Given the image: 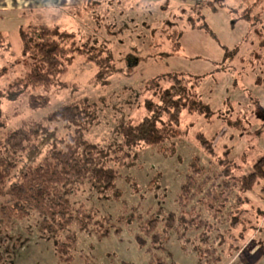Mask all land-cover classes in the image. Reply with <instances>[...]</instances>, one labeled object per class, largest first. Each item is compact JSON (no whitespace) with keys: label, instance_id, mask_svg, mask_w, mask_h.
<instances>
[{"label":"rangeland","instance_id":"1","mask_svg":"<svg viewBox=\"0 0 264 264\" xmlns=\"http://www.w3.org/2000/svg\"><path fill=\"white\" fill-rule=\"evenodd\" d=\"M247 15L248 22L240 19ZM29 25L51 29L65 84L43 109L27 108L25 99L5 107L0 128L4 122L14 130L22 121H40L59 105L85 98L97 105L100 117L85 139L105 146L119 119L139 122L144 101L166 86L153 90L146 84L171 73L201 77L196 93L215 116L207 121L183 112L178 138L144 148L115 167L112 193L100 200L84 186L72 196L74 207L82 203L96 216L87 232L70 226L75 243L69 261L38 238L37 228L23 231L24 222L0 244V264H196L176 233L178 216L198 205L177 202L191 162L205 168L211 186L221 182L218 159L225 148L239 166L238 177L264 156V0H0V33L14 52L20 49L18 32ZM225 50L231 59L224 60ZM199 134L213 138L215 156L202 149ZM219 205L224 206L216 213ZM214 207L202 216L216 225L212 238L224 237L214 244L219 264H264V240L256 234L264 222V193L234 188ZM245 234L255 238L244 241Z\"/></svg>","mask_w":264,"mask_h":264},{"label":"trees","instance_id":"2","mask_svg":"<svg viewBox=\"0 0 264 264\" xmlns=\"http://www.w3.org/2000/svg\"><path fill=\"white\" fill-rule=\"evenodd\" d=\"M218 2L222 0H214ZM247 10L245 15L250 12ZM240 19L248 22V15ZM22 29L18 32V52L13 51L6 34L0 33V113L24 99L27 108L43 109L50 105L55 90L65 84L58 48L49 39L51 29L37 25ZM230 53L224 51V60L232 58ZM200 80L201 77L177 73L152 79L146 84L148 88L154 90L165 82L166 86H158L152 98L144 101L145 115L139 122L119 119L113 141L105 146L85 139V134L100 122L97 105L85 98L59 105L40 121H22L14 130L5 129V122L1 124L4 138L0 141V244L11 238L16 226L26 222L23 231L31 233L37 228L39 235L34 232L38 238L51 242L60 259L69 261L75 243L70 226L76 223L80 231L87 232L96 216L87 213L82 203L74 207L70 198L84 186L100 200L112 193L115 167L124 166L144 148L160 147L178 138L183 112L212 120L215 112L196 93ZM197 138L202 149L215 156L213 138L206 139L202 134ZM220 157L217 177L221 182L209 186L205 168L194 159L177 201L183 207L194 201L198 204L179 215L176 224L177 237L191 247L196 264H219L221 257L214 244L224 242L220 234L210 236L216 225L203 218V210L213 211L223 194L234 188L244 194L255 190L264 193V156L240 177L234 174L239 173V166L229 158L227 148ZM223 206L219 205L216 213ZM212 217H216L215 213ZM237 223L236 217L230 226ZM199 231L197 237H187Z\"/></svg>","mask_w":264,"mask_h":264},{"label":"crops","instance_id":"3","mask_svg":"<svg viewBox=\"0 0 264 264\" xmlns=\"http://www.w3.org/2000/svg\"><path fill=\"white\" fill-rule=\"evenodd\" d=\"M262 193V192H261ZM263 226H264V222H263V224H261L260 225V227L258 228L259 230H257L256 231V234L258 233V232H260L261 234L257 237V239H261V240H264V232H261V228H263ZM252 230V229H251ZM254 230V229H253ZM255 234H245L241 239L242 240H244V241H247V242H251V241H253V237L255 238V236H254ZM256 239V240H257ZM241 240V241H242ZM255 240V239H254ZM264 260V259H263Z\"/></svg>","mask_w":264,"mask_h":264}]
</instances>
